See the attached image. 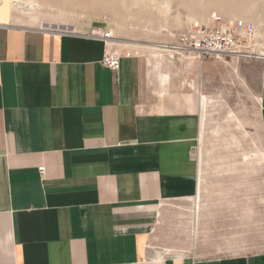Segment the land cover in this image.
I'll use <instances>...</instances> for the list:
<instances>
[{
  "label": "crops",
  "instance_id": "obj_1",
  "mask_svg": "<svg viewBox=\"0 0 264 264\" xmlns=\"http://www.w3.org/2000/svg\"><path fill=\"white\" fill-rule=\"evenodd\" d=\"M89 28L0 0V264H264V195L249 187L230 239L204 222L205 198L232 197L204 196L196 148L219 103L205 63ZM115 46L132 50L119 69L102 62ZM258 95L264 169V64Z\"/></svg>",
  "mask_w": 264,
  "mask_h": 264
},
{
  "label": "rangeland",
  "instance_id": "obj_2",
  "mask_svg": "<svg viewBox=\"0 0 264 264\" xmlns=\"http://www.w3.org/2000/svg\"><path fill=\"white\" fill-rule=\"evenodd\" d=\"M5 1L12 4L11 0ZM34 1L40 4L38 12L27 11L26 5L24 9L17 10L35 20L48 19L64 25L75 23L80 28L90 26L89 31L93 27H103L100 30L109 35L116 34V38L127 45L178 44L181 35L196 22L211 17V12H214L212 8L217 7L228 16L226 18L254 24L261 34L260 47L264 52V0ZM120 51L127 53L132 50L122 48ZM134 51L144 52L155 58L148 48L139 47ZM180 58L195 63L200 69L201 62L198 59L177 52L172 55L164 52L163 61L180 63ZM203 63L208 69L209 90L219 98V103L211 111L205 143L203 146L199 143L196 148L198 158L203 159L205 164V181L209 188L206 187L204 191L210 192L204 196L217 197L215 192L219 189L231 192L232 195L226 199L205 198L202 201L206 209L204 222L210 225L214 236L220 233L223 238L230 239L239 233L248 219L240 213L243 211L241 208L254 202L243 199V196H250L249 187L256 191L259 198L264 195L263 157L260 156L259 159L255 155L259 148L262 149L261 105L258 94L264 55L228 60L210 59ZM230 112L234 113L233 117ZM215 125L221 126L217 134L212 132ZM250 159L259 163L255 174L251 176L250 169L233 167L245 165V161ZM235 189L237 190L232 193ZM258 219L259 225L264 228V216Z\"/></svg>",
  "mask_w": 264,
  "mask_h": 264
},
{
  "label": "built area",
  "instance_id": "obj_3",
  "mask_svg": "<svg viewBox=\"0 0 264 264\" xmlns=\"http://www.w3.org/2000/svg\"><path fill=\"white\" fill-rule=\"evenodd\" d=\"M101 28L103 27H93L85 35L108 41L109 33L100 32ZM67 31L63 29L62 32L67 33ZM257 40L254 24L229 19L215 13L209 18L196 22L181 35L180 42L173 44L172 47H175L179 54L192 56L203 63L210 59L228 60L261 56L254 51ZM122 57L123 53L120 50L110 48L105 52L102 62L112 69H119ZM44 170L45 167H40V171Z\"/></svg>",
  "mask_w": 264,
  "mask_h": 264
},
{
  "label": "bare ground",
  "instance_id": "obj_4",
  "mask_svg": "<svg viewBox=\"0 0 264 264\" xmlns=\"http://www.w3.org/2000/svg\"><path fill=\"white\" fill-rule=\"evenodd\" d=\"M12 5L16 8V9H24V5H26L25 7H27V11H36L38 12V9L40 8V4L36 3L34 0H11ZM40 10V9H39ZM35 14V13H34ZM100 32H104L103 30H99ZM105 33V32H104ZM110 38H115V35H109ZM256 37L258 38L257 42H256V47L254 48V51L258 52L261 55H264V52L262 51L261 46V34L259 32V30L256 27ZM149 46L152 47H158V48H167L166 50H171V51H175V47L173 48L171 45H166V44H160V43H156V44H150ZM118 50L122 49L121 46H118L117 48Z\"/></svg>",
  "mask_w": 264,
  "mask_h": 264
}]
</instances>
